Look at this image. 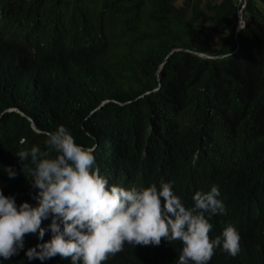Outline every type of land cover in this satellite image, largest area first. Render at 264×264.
Here are the masks:
<instances>
[{
  "label": "trees",
  "instance_id": "1",
  "mask_svg": "<svg viewBox=\"0 0 264 264\" xmlns=\"http://www.w3.org/2000/svg\"><path fill=\"white\" fill-rule=\"evenodd\" d=\"M58 125L110 184L171 181L186 207L217 185L226 211L209 222L240 250L210 264H264V0H0V191L18 205L37 190L15 154L45 151ZM139 246L102 264H175L182 244Z\"/></svg>",
  "mask_w": 264,
  "mask_h": 264
},
{
  "label": "clouds",
  "instance_id": "2",
  "mask_svg": "<svg viewBox=\"0 0 264 264\" xmlns=\"http://www.w3.org/2000/svg\"><path fill=\"white\" fill-rule=\"evenodd\" d=\"M239 26L244 27L243 19ZM45 135V151L33 145L15 154L22 163L30 158L35 205H18L14 195L0 191V264L21 250L29 262L43 264L58 255L69 264H102L126 244L159 246L161 238L181 242L175 264H210L220 254L239 252L237 229L227 224L215 233L209 222L226 211L217 185L192 193L186 207L171 181L127 189L110 184L96 167L94 146L77 144L63 125ZM3 171L9 178L17 175L12 166ZM43 220H50L47 227ZM26 234L39 242L25 249Z\"/></svg>",
  "mask_w": 264,
  "mask_h": 264
},
{
  "label": "water",
  "instance_id": "3",
  "mask_svg": "<svg viewBox=\"0 0 264 264\" xmlns=\"http://www.w3.org/2000/svg\"><path fill=\"white\" fill-rule=\"evenodd\" d=\"M240 23H242V14L240 13ZM242 26H239V29H241Z\"/></svg>",
  "mask_w": 264,
  "mask_h": 264
}]
</instances>
